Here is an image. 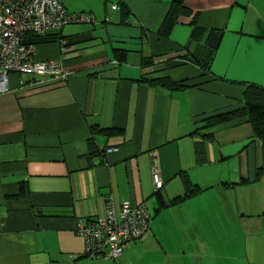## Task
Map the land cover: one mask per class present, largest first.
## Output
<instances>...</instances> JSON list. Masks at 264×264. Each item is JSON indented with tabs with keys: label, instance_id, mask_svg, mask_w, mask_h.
I'll return each instance as SVG.
<instances>
[{
	"label": "crops",
	"instance_id": "crops-1",
	"mask_svg": "<svg viewBox=\"0 0 264 264\" xmlns=\"http://www.w3.org/2000/svg\"><path fill=\"white\" fill-rule=\"evenodd\" d=\"M106 1L63 0L96 22L25 37L66 81L11 74L0 94V264H264L250 251L264 250V134L245 117L204 125L264 89V0H182L168 37L157 32L173 0ZM163 77L186 86L152 83ZM185 180L201 190L171 203ZM108 195L116 209L144 202L149 228L116 260H86L75 223L103 219Z\"/></svg>",
	"mask_w": 264,
	"mask_h": 264
},
{
	"label": "built area",
	"instance_id": "built-area-1",
	"mask_svg": "<svg viewBox=\"0 0 264 264\" xmlns=\"http://www.w3.org/2000/svg\"><path fill=\"white\" fill-rule=\"evenodd\" d=\"M117 5L112 4L111 9ZM96 20L88 12H70L63 0H0V94L10 90L11 74L27 76L21 86L63 82L71 75L58 60H36L35 46L26 43L29 34H45L68 24H92ZM66 48V41H60ZM116 148H106V152ZM155 190L163 187L159 173L152 170ZM151 215L146 204L122 202L116 209L113 198L105 199L103 219L79 218L74 232L84 242L82 256L88 259L116 260L149 228Z\"/></svg>",
	"mask_w": 264,
	"mask_h": 264
},
{
	"label": "trees",
	"instance_id": "trees-1",
	"mask_svg": "<svg viewBox=\"0 0 264 264\" xmlns=\"http://www.w3.org/2000/svg\"><path fill=\"white\" fill-rule=\"evenodd\" d=\"M121 9L124 12V15H127L128 11L126 10V6L121 5ZM188 13L189 11L184 6L182 0H173L158 29V32H157L158 35H160L161 37H168L172 28L175 26L177 22L178 16L187 15ZM193 21H192V24L194 23ZM196 35L197 33L194 31V36ZM220 37H221V32H210L209 38H208L210 50L213 51L217 47ZM115 55L119 62H123L126 59V53L122 50H116ZM152 83L155 85H160L169 90L179 89V88H183L186 86L182 84L181 82L173 81L169 79L168 77L155 79L152 81ZM244 117L247 118V120L252 124L256 135L258 137H262L264 134V89L263 88L252 86V85L247 86L243 93V106L242 107L236 110L218 113L216 115L208 117L206 118L204 125L212 126L215 124L224 123L230 120H235V119L244 118ZM104 131H106V133L114 132L111 129H106ZM160 190H156V195H157L159 206L163 207L164 205H166V203L160 194ZM200 190L201 188L199 186L191 185L187 180H185L184 195L182 197L172 200L171 203H176L177 201L185 197H189L192 194Z\"/></svg>",
	"mask_w": 264,
	"mask_h": 264
},
{
	"label": "rangeland",
	"instance_id": "rangeland-1",
	"mask_svg": "<svg viewBox=\"0 0 264 264\" xmlns=\"http://www.w3.org/2000/svg\"><path fill=\"white\" fill-rule=\"evenodd\" d=\"M108 1H110V0H108ZM108 1H106L107 4L110 3ZM64 2L66 4V6L69 7V9L71 8L73 10H75V9L77 10V9H79L77 7H82L81 9L86 10L85 8L90 7V6H102L103 3H104V0H64ZM65 26H67V25H65ZM250 251H251V258H252L253 261H255V260L260 259L258 251H261V254H262V251H264V250L257 248L255 250L251 249ZM85 259L86 260H91V259H88V258H85ZM85 259H83V260H85ZM113 262H115V261H112V263ZM251 263H253V262H251Z\"/></svg>",
	"mask_w": 264,
	"mask_h": 264
}]
</instances>
